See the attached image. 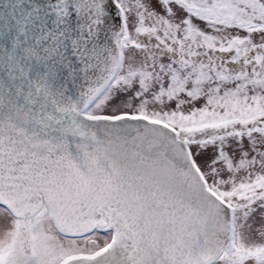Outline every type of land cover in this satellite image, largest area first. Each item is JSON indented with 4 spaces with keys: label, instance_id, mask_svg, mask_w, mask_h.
I'll list each match as a JSON object with an SVG mask.
<instances>
[{
    "label": "snow or ice",
    "instance_id": "1",
    "mask_svg": "<svg viewBox=\"0 0 264 264\" xmlns=\"http://www.w3.org/2000/svg\"><path fill=\"white\" fill-rule=\"evenodd\" d=\"M0 264H264V0H0Z\"/></svg>",
    "mask_w": 264,
    "mask_h": 264
}]
</instances>
